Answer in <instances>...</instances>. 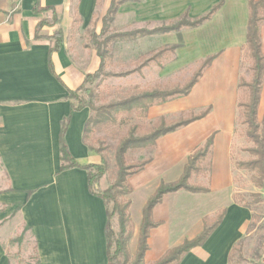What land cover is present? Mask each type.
Listing matches in <instances>:
<instances>
[{"label": "crops", "instance_id": "obj_1", "mask_svg": "<svg viewBox=\"0 0 264 264\" xmlns=\"http://www.w3.org/2000/svg\"><path fill=\"white\" fill-rule=\"evenodd\" d=\"M111 2L0 0V167L5 179L0 206L8 213L16 212L30 230L37 264H107L105 206L90 193L86 170H60V131L70 113L69 93L100 67L96 50L85 37L93 24L96 36L100 35ZM220 3L212 18L198 28L147 37L154 41L155 53L178 46L169 62L163 63V58L158 59L160 63L150 62L157 71L155 83L166 79L168 72L215 58L187 97L148 110L152 120L169 114L209 112L205 118L159 138L150 163L128 179L132 189V251L149 197L161 183L176 182L188 157L210 136L213 141L207 177L192 179V183L205 182L209 192L178 191L163 197L152 211L159 226L149 232L145 263L155 262L169 249L199 236L203 220L224 210L221 223L206 242L187 253L179 264H229L232 249L248 229V210L233 201L231 147L249 6L248 0H127L113 18L112 27L123 28L118 33L153 30L175 23L184 14L196 20ZM171 5L176 7L172 8L176 19L165 22ZM46 19H55V24L43 26L36 38L38 24ZM55 33L62 35V44L51 55V73L49 50L54 41L48 38ZM260 35L264 54V23ZM259 107L264 108V81ZM90 116L88 108L73 112L64 135L69 155L81 167L100 166L101 162L83 139ZM0 264H9L1 248Z\"/></svg>", "mask_w": 264, "mask_h": 264}, {"label": "trees", "instance_id": "obj_2", "mask_svg": "<svg viewBox=\"0 0 264 264\" xmlns=\"http://www.w3.org/2000/svg\"><path fill=\"white\" fill-rule=\"evenodd\" d=\"M126 1L127 0H112L111 6L103 19V28L100 35L92 36L91 44L94 45L97 56L100 59L99 69L94 74L86 76L84 83L77 90L69 93V99L75 101L76 105L74 102L70 104L69 116L64 119L61 124L60 154L63 165L60 170L63 171L74 167L86 170L90 193L102 200L105 206L107 218L105 226L107 264H179L187 253L194 248L201 247L206 242L209 236L221 223L225 215V211L223 210L219 212L213 218H205L203 220V230L196 238L186 240L181 245L169 249L159 260L155 262L145 263L144 256L148 250L147 239L149 232L151 229L159 226V223H155L152 219V211L161 203L163 197L167 194L176 193L178 191H186L194 194L209 192L206 184H194L192 183V179L193 177L206 178L210 171L213 136H210L201 148L197 149L188 157L182 175L176 182L168 184L161 183L156 191L149 197L142 209V219L138 230L136 248L132 256L128 250V243L133 235V227L129 214L130 200L128 198L132 194V189L128 184V179L140 173L144 167L150 163L151 157L138 162L130 158L129 153H143L148 151V153L151 154L155 150L156 141L159 138L173 133L182 127H186L195 121L205 118L209 109H206L198 114L188 113L187 116H180L174 121H169L166 117H160L157 118L148 129H145L143 124H136L132 126L127 135L117 141L112 151L113 166L102 155L104 151H107V148L94 150L90 147V151L100 156V166H79L68 153L64 142V135L72 113L84 108H88L91 111V116L86 122L84 129L83 139L86 143L88 132H90L89 125L92 123L98 124L100 122V118L102 117L110 116L111 120H114L118 114H124L127 116H146L148 110L153 106L161 105L174 99L187 97L194 85L202 77L204 70L210 66L215 56L208 57L204 61L200 62L191 77L181 87H176L171 90L144 92L124 101L113 102L106 106L94 107L92 102L89 100V97L92 96L91 91L85 88V85L87 83L94 82L98 77H102V79L123 78L132 73L102 74L105 59L108 53L106 46L109 43L116 40H134L138 37L160 36L170 33H178L182 30L198 28L212 18V16L220 8L221 3L213 7L206 15L196 20H190L187 15L184 14L175 23L163 25L153 30L142 29L129 33H117L110 35L103 40H98L101 35L106 33L107 26L112 24L118 7ZM248 6L249 19L247 24L244 53L251 62L250 69L252 74L249 81H245L240 77L238 94L243 95L244 99L237 102V108L239 110L241 125L245 126V138L252 144V147L247 149L246 152L253 157V159L246 163H238L237 168L239 170L255 172L256 175L264 181V112L261 121H258L260 95L264 81V54L262 53L260 35V28L264 23V3L263 0H248ZM34 12H37V10L34 9ZM54 24L55 19H46L41 21L36 28V38H38V32L43 26L51 27ZM48 39L54 41L53 47L49 50V70L53 73L51 55L61 49L62 35L60 33H55ZM177 48L178 46H172L159 50L154 56L146 60V62L140 66V69L146 67L147 64L152 61H157L158 59L165 57L167 53L173 54ZM79 93L88 95L87 100ZM92 113L95 116H92ZM93 170L95 171L94 174L91 173ZM104 174H111L114 181L109 188L101 191L97 186L95 188L94 186L97 185L96 183ZM111 205L112 210L110 211ZM114 216L118 220L119 231L117 238L113 241L109 221ZM112 243L115 244V251L113 254L110 253ZM236 248L237 246L232 249L231 254Z\"/></svg>", "mask_w": 264, "mask_h": 264}, {"label": "rangeland", "instance_id": "obj_3", "mask_svg": "<svg viewBox=\"0 0 264 264\" xmlns=\"http://www.w3.org/2000/svg\"><path fill=\"white\" fill-rule=\"evenodd\" d=\"M172 8L176 10V7L171 5L163 21L172 22L176 19L174 17L175 11H173ZM159 25L162 24H155L156 27ZM92 27L93 29H89L86 32L85 39L90 47L95 49L94 45L91 44L92 36L96 35L95 24H93ZM119 31H123V28L114 29L111 24L107 26L106 33L101 35L98 40H103L110 35L117 34ZM153 42L154 41L147 37H138L134 40H116L106 46L108 53L102 74L132 73L123 78L102 79V77H98L94 82L87 83L85 88L91 91L92 96L89 97V100L94 107L106 106L113 102L124 101L144 92L171 90L176 87H181L187 82L198 67L199 62L190 64L185 69L177 72H168V77L163 79L162 82L157 80L159 83H155L154 81V73L157 71L153 69L152 62L140 69V66L145 63L146 60L156 54L152 51L154 48ZM244 51L245 46L241 52L240 77L245 81H249L252 74L250 69L251 62L246 57ZM172 57L173 54L167 53L161 61L163 63L169 62ZM158 62L160 63L159 60ZM79 94L87 100L88 95ZM243 99L244 96L238 94L237 101ZM72 102L76 105L75 101L72 100ZM258 110V121L260 122L264 108L259 107ZM92 116L95 115L92 113ZM180 116H187V114H169L165 117L169 121H174ZM236 116L234 137L231 147L233 201L237 205L243 206L248 210L249 226L242 239L238 242L237 248L230 255L229 264H261V260L264 256V181H262L255 172L239 170L237 168L238 163L249 162L253 157L246 152L247 149L252 147V144L245 138V126L241 125L239 110ZM154 121L155 120L148 118V113L146 116H127L118 114L114 120H111L110 116L102 117L98 124L92 123L89 125L90 132H88L86 144L94 150L107 148V151H104L102 155L113 166L112 151L117 141L125 137L132 126L143 124L145 129H148ZM150 155L148 151L143 153H129L130 158L138 162L150 157ZM91 173L94 174L95 171L93 170ZM4 180V175L0 167V189L4 185ZM113 181L114 179L111 174H104L102 178L98 180L94 188L97 186L101 191L106 190ZM197 183L205 184L203 181L194 184ZM111 210L112 205L110 206V211ZM109 225L110 231L112 232V240L114 241L119 231L118 220L115 216L110 219ZM0 248L8 259L9 264H36L37 262L35 245L30 230L20 222L16 212L8 213V209L1 206ZM128 250L131 256L135 252L130 249V241L128 243ZM114 251L115 244L112 243L110 253L113 254Z\"/></svg>", "mask_w": 264, "mask_h": 264}, {"label": "built area", "instance_id": "obj_4", "mask_svg": "<svg viewBox=\"0 0 264 264\" xmlns=\"http://www.w3.org/2000/svg\"><path fill=\"white\" fill-rule=\"evenodd\" d=\"M261 264H264V256H263V258H262V260H261Z\"/></svg>", "mask_w": 264, "mask_h": 264}]
</instances>
